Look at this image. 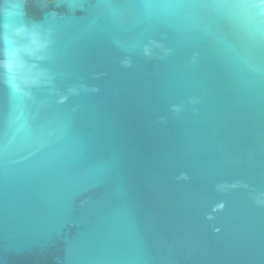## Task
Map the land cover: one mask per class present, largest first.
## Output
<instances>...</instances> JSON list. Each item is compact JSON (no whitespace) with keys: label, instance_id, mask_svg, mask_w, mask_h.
<instances>
[{"label":"water","instance_id":"water-1","mask_svg":"<svg viewBox=\"0 0 264 264\" xmlns=\"http://www.w3.org/2000/svg\"><path fill=\"white\" fill-rule=\"evenodd\" d=\"M0 264H264V0H0Z\"/></svg>","mask_w":264,"mask_h":264}]
</instances>
